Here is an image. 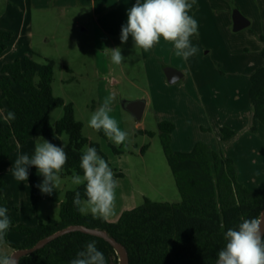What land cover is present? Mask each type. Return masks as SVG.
<instances>
[{"label":"rangeland","instance_id":"1","mask_svg":"<svg viewBox=\"0 0 264 264\" xmlns=\"http://www.w3.org/2000/svg\"><path fill=\"white\" fill-rule=\"evenodd\" d=\"M206 1L219 7L215 9L221 16L215 20L221 31L217 34L199 32L198 37L191 38L192 43L198 47V53H202V67L198 66L206 79L204 83L207 86L202 90L205 93L203 95L198 92V106H193L190 97L178 90L180 83H167L169 89L166 90L157 86L154 92L161 90L158 93L165 95L158 115L178 123L171 135V148L174 152L186 153L193 151L197 145L209 146L234 160L243 185L254 192H262L264 126L259 123L260 129H253L250 87L252 74L264 65V0ZM54 2L56 1L29 2V23L25 25V18L21 15L26 7L25 2L0 0V30L12 32L21 38L24 27L29 28L32 42L30 57L40 63H44L46 59L54 61V95L74 105L76 118L84 125L83 135L99 144L102 152L100 156L108 162L117 180L115 214L108 220L118 221L124 212L143 205L145 199L162 203L180 202L181 195L160 137L161 122L156 120L151 108H147L142 120L138 121L122 106L124 100L148 99L150 86L141 49H135L131 36L123 46L121 41H117L111 49L119 47L125 60L120 65L112 64L115 71V75H112L100 60L97 66L94 18L91 11L54 8ZM235 10H239L250 21L248 27L238 32L234 31ZM160 43L162 59L165 52L162 44L166 42L161 39ZM165 53L166 62L156 59L161 72L165 73L167 67H172L169 66L172 61L179 66L182 64L176 55L172 59L169 52ZM108 57L110 60L111 53ZM10 59L11 55H6L1 60L0 67ZM188 61L194 59L190 57ZM122 68L128 71L124 73ZM120 75L123 78L119 79ZM217 77L219 80H216ZM112 80L120 82L114 84ZM14 89L17 94L24 95L21 87L15 86ZM108 96L113 97L110 115L117 120L121 130L128 132V139L122 145H116L101 131L97 132L88 126L91 114ZM63 116V108L55 109L51 113L52 124ZM224 128L233 131L234 135L225 138L222 131ZM145 130L154 132V135L144 133ZM69 141V136L64 134L62 145L67 146ZM37 142L38 137L30 143L18 145L10 161L5 164L9 184L5 191L8 212L17 224L28 227H36L40 222L49 225L59 223L60 201L66 200L69 191L82 186L73 185L71 176H61L59 188L53 190L51 195L43 194L36 187L43 177L35 166H29V184L15 180L10 170L15 160L24 154L31 157ZM52 196L60 201L51 200L49 197ZM25 240L24 234L10 230L7 238L0 242V256L6 255L5 249L19 246Z\"/></svg>","mask_w":264,"mask_h":264},{"label":"trees","instance_id":"2","mask_svg":"<svg viewBox=\"0 0 264 264\" xmlns=\"http://www.w3.org/2000/svg\"><path fill=\"white\" fill-rule=\"evenodd\" d=\"M14 34L0 30V57L7 51ZM264 59V49L262 50ZM55 63L46 59L37 62L32 57L6 63L0 70V206H8L5 196L7 182L4 177L5 163L11 159L18 145L43 137L56 145H62V136H69L65 147L68 159L60 176H72L73 171L82 175L79 167L85 146L95 147L102 155L99 144L83 135L84 125L78 121L74 105L56 97L53 92ZM22 88L24 95L15 91ZM250 99L253 106L254 126H264V65L251 76ZM64 109V116L55 124L51 113ZM8 111L16 119L7 121ZM160 137L181 195L178 203H145L126 211L118 221L112 222L81 214L73 204L76 191L84 196V185L69 191L61 202L60 222L49 225L40 222L36 227L17 224L12 215L10 230L26 236L21 246L14 249L32 248L44 238L64 228L81 225L108 232L122 243L130 258V264H216L218 251L225 246L224 233L236 227L242 219L254 218L264 211V191L254 192L239 180V170L231 158L197 145L191 152H174L171 148L175 125L168 121L159 123ZM225 138L234 135L222 129ZM104 135V133L101 131ZM154 135L152 132H146ZM146 148H144L145 150ZM31 158V157H30ZM120 175V174H119ZM95 241L107 264H120V257L103 238L80 231L63 235L44 248L19 259V264H70L88 242Z\"/></svg>","mask_w":264,"mask_h":264},{"label":"clouds","instance_id":"3","mask_svg":"<svg viewBox=\"0 0 264 264\" xmlns=\"http://www.w3.org/2000/svg\"><path fill=\"white\" fill-rule=\"evenodd\" d=\"M194 0H135L127 11V23L121 28V43L132 37L135 49L147 52L163 39L170 43L177 57L187 61L194 56L198 47L191 38L198 37V21L190 10ZM111 62L120 65L125 58L119 47L109 49ZM113 97L108 96L95 110L88 121V126L102 131L116 145H122L128 139V132L121 130L117 120L110 115ZM5 119L13 121L15 113L8 111ZM67 153L63 145L38 137L34 154L19 155L10 169L17 181H28L29 166H35L43 180L36 185L43 194L51 195L61 184L60 173L67 163ZM82 175L73 171L71 183L84 185V196L76 191L73 204L81 214H91L95 218L108 220L115 214L117 180L108 162L102 158L95 147L85 146L80 158ZM6 206H0V242L10 228L11 221ZM225 246L218 251L216 264H264V214L254 218L242 219L234 228L224 233ZM0 264H17L14 254L0 256ZM70 264H107L104 254L91 241L79 251Z\"/></svg>","mask_w":264,"mask_h":264},{"label":"crops","instance_id":"4","mask_svg":"<svg viewBox=\"0 0 264 264\" xmlns=\"http://www.w3.org/2000/svg\"><path fill=\"white\" fill-rule=\"evenodd\" d=\"M23 1L25 2L26 7H25V10L21 13V15L25 18V23H26L25 25H27V22L29 23V17H30L29 2H33L36 0H23ZM55 1L56 2L52 3V6L54 8H67V9L80 8L81 10L84 9V10L91 11L92 16L94 18L93 31H94V38H95L97 66H98V60H100L107 66L106 68L110 69L109 72L112 75H115V71L112 68L113 63L111 62V59L109 60V57H108L110 56L109 49H111L117 41H121L120 40L121 28L123 25H126L127 11L135 3V0H55ZM188 2L192 3L193 0H188ZM215 8H219V7L214 6L213 3L211 2L209 3L206 0H194V6L190 10L189 15L193 16L198 21V25H199L198 32L217 34L221 31V29H219L220 26L217 24L218 21H216L221 15L217 13L218 10ZM226 20L228 22V18ZM84 31H88V29H84ZM25 32H28V35H25ZM29 33H31V31H29V28L24 27L23 35L21 38H18L17 35H14L13 38L8 42L7 51L0 57V62L6 55H8V57L9 55H11V59L7 63L13 62L16 59H24L25 57H30L29 49H30V44L32 42H31V39L29 38ZM160 44L161 43L157 44L153 49L147 52L141 49V52L144 55L145 71H146V75H148L147 79H148L149 86H150L149 87L150 92H149L148 99H143L146 101L145 112L147 108H151V111L155 114L157 121L171 122L175 125V130H176V128L178 127L177 121L173 119H169V118L166 119L165 117H161L160 115H158L160 114L159 111H161V106L165 101L164 99L165 95L164 94L162 95L158 92H160L162 89H165V90L169 89L168 84L171 85V83L168 81L166 74L161 72L159 64L156 61V59L158 61L159 59H161V56H160L161 48L159 47ZM123 45L124 44H122V46ZM162 49H164L165 52L166 51L169 52L172 56L171 57L172 59L175 57L174 48L170 43H163ZM158 51H159V54H158ZM164 53L162 54L163 57L161 60H163V62H166V59L164 57L166 53L165 54ZM192 58L194 59V61H188V60L185 61L182 57H179V60H180L179 63L182 62L183 65L181 64L179 66L176 62L174 63L172 61L171 65L169 66H172L175 69L177 68V70L182 72L183 77L179 81L175 82V83H180V86H178L179 87L178 90L185 92V94L190 97L191 101L190 100L189 101L194 103L193 106L195 105L198 106V102H199L198 92L200 93L202 92L204 95L205 92H203L202 90L206 88L207 85H205L204 83V81L206 80L203 78L204 72L198 66V65L200 66L202 65L200 64L201 61H203L202 53L200 52L198 53L197 51V53L194 56H192L191 59ZM198 58H199V63H198ZM3 66L0 67V70L3 68ZM122 70L124 73L128 71V70H125L124 68H122ZM120 78H123V77L120 75L119 79ZM216 80H219L218 77L216 78ZM113 81L114 80H112L111 82ZM119 82L120 81L115 80L114 84H118ZM157 86L161 90L159 89L160 91L155 93L154 88ZM206 92L209 94L208 90H206ZM203 95H200V97L203 98ZM206 96L208 95L206 94ZM3 104H4V109L0 108V116H4V110L6 108V104L5 102H3ZM259 125L260 124L257 125L256 130L260 129ZM146 132L148 131L145 130L144 133ZM152 133L154 134V132ZM31 141H34V139L29 140L27 143H30ZM4 177L7 182V187H8L9 184L7 181L6 172H4ZM30 178H31V171H29L28 181H24L25 185L27 183L28 184L30 183ZM24 242L25 241H23L22 243H19V246L23 245ZM15 251L16 249H14L13 246H11L5 249V254L11 255Z\"/></svg>","mask_w":264,"mask_h":264},{"label":"water","instance_id":"5","mask_svg":"<svg viewBox=\"0 0 264 264\" xmlns=\"http://www.w3.org/2000/svg\"><path fill=\"white\" fill-rule=\"evenodd\" d=\"M233 21H234V31L236 32L241 31L250 25V21L245 16H243L239 10L234 11ZM165 74L168 78V81L171 84L179 81L183 77L182 72L173 67H167L165 69ZM122 106L125 110L129 111L138 121H140L142 120L144 112H145L146 101L145 100H135V101L124 100L122 102ZM262 214H264V211ZM76 231H80V232H83L89 235L103 238L104 240L109 242L111 246L116 250L117 254L120 257V264H130L129 253L126 247L122 243L118 242L114 237L110 236L107 231L101 230V229L89 228V227L81 226V225L70 226L62 230H59L58 232L44 238L32 248L16 250L13 254L15 255L17 259V264H19L20 258L27 256L29 254H32L44 248L50 242H52L53 240L63 235H66L71 232H76Z\"/></svg>","mask_w":264,"mask_h":264}]
</instances>
